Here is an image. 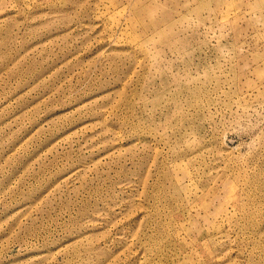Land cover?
<instances>
[{"label":"rangeland","instance_id":"1","mask_svg":"<svg viewBox=\"0 0 264 264\" xmlns=\"http://www.w3.org/2000/svg\"><path fill=\"white\" fill-rule=\"evenodd\" d=\"M0 264H264V0H0Z\"/></svg>","mask_w":264,"mask_h":264}]
</instances>
